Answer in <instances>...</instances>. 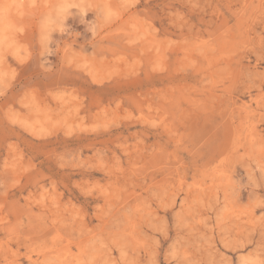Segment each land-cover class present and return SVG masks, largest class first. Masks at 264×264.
I'll list each match as a JSON object with an SVG mask.
<instances>
[{"label": "rangeland", "instance_id": "1", "mask_svg": "<svg viewBox=\"0 0 264 264\" xmlns=\"http://www.w3.org/2000/svg\"><path fill=\"white\" fill-rule=\"evenodd\" d=\"M257 257L264 0H0V264Z\"/></svg>", "mask_w": 264, "mask_h": 264}, {"label": "clouds", "instance_id": "2", "mask_svg": "<svg viewBox=\"0 0 264 264\" xmlns=\"http://www.w3.org/2000/svg\"><path fill=\"white\" fill-rule=\"evenodd\" d=\"M60 22H63V17L60 18ZM88 31L91 33V36H95V32L93 31V29L89 28ZM253 264H264V259L261 258H255Z\"/></svg>", "mask_w": 264, "mask_h": 264}]
</instances>
